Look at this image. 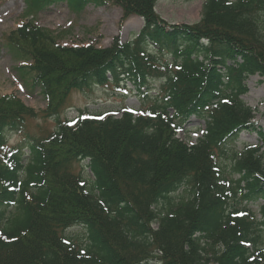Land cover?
Masks as SVG:
<instances>
[{
    "label": "trees",
    "instance_id": "16d2710c",
    "mask_svg": "<svg viewBox=\"0 0 264 264\" xmlns=\"http://www.w3.org/2000/svg\"><path fill=\"white\" fill-rule=\"evenodd\" d=\"M157 1L26 0L143 18L108 47L62 44L30 19L0 40L56 123L31 137L39 111L0 93V264H264V134L242 99L250 75L264 78V0H204L193 24H168ZM126 82L137 115L60 118L73 91ZM191 116L205 127L187 144L176 133ZM243 131L262 146L237 150ZM82 160L94 180L75 171ZM74 226L84 234L65 236Z\"/></svg>",
    "mask_w": 264,
    "mask_h": 264
},
{
    "label": "rangeland",
    "instance_id": "374dc122",
    "mask_svg": "<svg viewBox=\"0 0 264 264\" xmlns=\"http://www.w3.org/2000/svg\"><path fill=\"white\" fill-rule=\"evenodd\" d=\"M29 1V0H28ZM204 0H158L155 12L168 24H193L201 17V6ZM122 9L112 3H88L82 9L72 7L67 2L49 5L46 8L35 9L26 0H0V40L17 25L26 20H32L37 25L53 31L58 40L65 45L92 43L99 47H108L114 37L119 36L122 42L132 40L142 29L143 18L132 15L121 21ZM169 57V56H168ZM17 58L3 50L0 53V93H15L30 107L39 111L36 119L27 123V131L31 137L46 135L55 129L54 118H44L41 110L45 101L40 90L32 87L30 80L22 76L16 67ZM29 80V81H28ZM247 93L243 101L254 110V122L264 133V78L252 75L245 81ZM157 82L155 83V85ZM140 107V98L129 83L119 86H92L84 91H73L68 99L66 108L61 112V119L73 120L79 116V111L89 116H121L124 110H130L135 115ZM177 132V137L187 144H193L202 134L204 122L191 118ZM10 144L21 141L19 134H7ZM262 145L257 134L243 132L236 141V149L245 145ZM264 149V148H263ZM88 160L75 163V171L81 172L87 181L93 177L87 167ZM256 208V205L253 206ZM156 227V224H153ZM84 234L81 226L68 228L64 235L80 238Z\"/></svg>",
    "mask_w": 264,
    "mask_h": 264
}]
</instances>
